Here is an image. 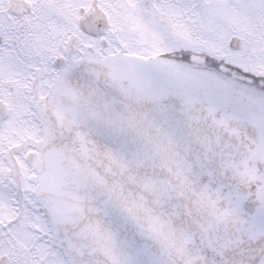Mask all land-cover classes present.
<instances>
[{
    "label": "snow or ice",
    "instance_id": "snow-or-ice-1",
    "mask_svg": "<svg viewBox=\"0 0 264 264\" xmlns=\"http://www.w3.org/2000/svg\"><path fill=\"white\" fill-rule=\"evenodd\" d=\"M0 264H264V0H0Z\"/></svg>",
    "mask_w": 264,
    "mask_h": 264
}]
</instances>
